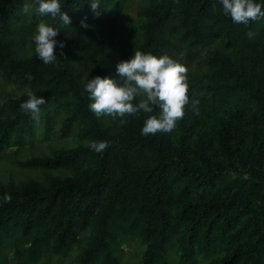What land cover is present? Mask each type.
Here are the masks:
<instances>
[{
  "label": "trees",
  "instance_id": "obj_1",
  "mask_svg": "<svg viewBox=\"0 0 264 264\" xmlns=\"http://www.w3.org/2000/svg\"><path fill=\"white\" fill-rule=\"evenodd\" d=\"M96 2L62 0L65 26L0 0V264H119L131 243L141 264H264V18L234 23L220 0ZM41 22L60 29L53 64L34 52ZM137 50L186 68L170 132L141 135L158 109L121 124L88 107L84 83L118 79ZM30 91L46 101L38 119L20 107ZM3 160L28 173L8 177Z\"/></svg>",
  "mask_w": 264,
  "mask_h": 264
},
{
  "label": "clouds",
  "instance_id": "obj_2",
  "mask_svg": "<svg viewBox=\"0 0 264 264\" xmlns=\"http://www.w3.org/2000/svg\"><path fill=\"white\" fill-rule=\"evenodd\" d=\"M89 3L93 11L99 6L96 0H89ZM32 4L36 5L35 12L40 16H50L65 26L71 22V17L62 8V0H32ZM32 4L24 3L22 12L28 14ZM220 4L224 14L230 16L234 23L248 24L264 18V0H220ZM81 26L88 27L86 20H81ZM59 31V28L43 22L36 26L34 52L45 65L57 61L54 47H64L62 41L55 39ZM116 73L118 79L97 75L84 83L90 100L88 107L94 115L97 118L105 115L113 119L119 117L120 123L124 124L126 115L153 113L158 109L157 114L144 120L141 135L170 132L184 115V106L189 103L186 68L167 54L157 56L137 50L116 64ZM27 95L28 99L20 107L38 119L40 105L46 103L45 98L31 91ZM198 103L195 99L191 101L196 111ZM109 146L107 140L90 142L91 149L99 153ZM3 199L9 200L10 196L5 194Z\"/></svg>",
  "mask_w": 264,
  "mask_h": 264
},
{
  "label": "rangeland",
  "instance_id": "obj_3",
  "mask_svg": "<svg viewBox=\"0 0 264 264\" xmlns=\"http://www.w3.org/2000/svg\"><path fill=\"white\" fill-rule=\"evenodd\" d=\"M4 94L5 97H14L17 95V92L14 88L10 87V86H4L2 87L1 90ZM56 126L58 125L55 124ZM55 135H57V131L55 128ZM55 139V137H54ZM63 141V140H61ZM59 141L57 144H59L60 146L63 145V142ZM67 145H71V141L68 140ZM65 145V144H64ZM2 167L5 168V174L8 177H12L15 180H19L21 178H23L28 172L9 166V163L6 162L5 160L1 161ZM138 243V242H137ZM139 244V243H138ZM134 245V243H131L130 245H124V251L119 254V264H141V255L139 254L138 250H137V246ZM74 259H75V253H72L68 256H52V257H48L46 258V261L48 262V264H74ZM42 261H39L36 264H42Z\"/></svg>",
  "mask_w": 264,
  "mask_h": 264
}]
</instances>
